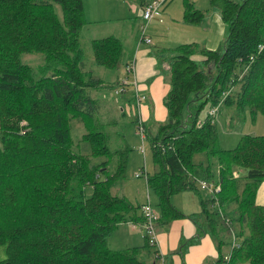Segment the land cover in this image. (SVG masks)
Listing matches in <instances>:
<instances>
[{
    "label": "trees",
    "instance_id": "obj_1",
    "mask_svg": "<svg viewBox=\"0 0 264 264\" xmlns=\"http://www.w3.org/2000/svg\"><path fill=\"white\" fill-rule=\"evenodd\" d=\"M136 1L143 10L145 1ZM186 1L185 20L198 24L203 13ZM210 5L226 26L222 46L201 48V61L192 59L197 45L191 43L159 56L170 85L167 119L153 134L143 125L155 167L145 180L159 200L160 216L173 218L183 214L171 206L172 194L201 181L212 186L211 193H200V228L217 245L216 264H264V207L255 203L264 181V135L242 136L234 149L224 150L215 122L221 103L264 116V0ZM87 22L84 0H0V264H139L137 250L108 247L130 205L111 194L115 180L107 175V162L92 163L91 156L72 150L77 120L87 130L83 140L91 143L92 155L109 154L99 132L101 103L89 92L105 83L85 67L79 41ZM123 48L115 35L93 39L94 64L117 70ZM30 52L44 54L37 76L20 59ZM126 85L123 79L118 93H126ZM107 101L112 113L117 106ZM206 105L210 113L200 120ZM202 152L206 166L193 162ZM228 223L238 227V248L227 239ZM229 244L225 261L222 248Z\"/></svg>",
    "mask_w": 264,
    "mask_h": 264
},
{
    "label": "crops",
    "instance_id": "obj_2",
    "mask_svg": "<svg viewBox=\"0 0 264 264\" xmlns=\"http://www.w3.org/2000/svg\"><path fill=\"white\" fill-rule=\"evenodd\" d=\"M144 1L147 4L151 0ZM189 1L194 8L203 13L198 24L185 20L186 0H165L159 8V15L152 17L147 22L146 35L151 39L150 43L143 41L138 43V28L141 23L145 22L142 18V7L136 0H123L126 7H129V12H127L130 16L135 15L139 21L136 32L132 34L133 53L125 59L126 66L132 64L133 68L128 73L125 70V74L118 81V84L123 79L127 81L126 93L123 92L122 95L118 93L117 84L114 95H121V99L118 100L122 106L121 111L132 113L131 118L138 123V127L139 124L142 128L143 125L146 129L149 127L151 133H155L158 125L167 119L164 97L168 93L170 85L166 80L167 75L165 76L163 72L164 65L162 66L163 63L158 60L159 56H169L171 50L177 46L191 43L197 45L192 59L201 61L205 57L199 50L201 48L219 49L226 36V26L221 19L220 11L216 6L210 5V0H206L202 7L196 5L195 0ZM114 95L111 99L114 100L115 106L120 107ZM139 151L144 157L145 148L142 142ZM143 164L144 167L141 168H143V172L145 171L144 174L149 176L146 173L145 163ZM154 168L153 166V172ZM135 177L137 179L143 176L137 177L136 175ZM102 178L105 180L104 177ZM118 187H121V184L115 180L112 182L110 192L112 189L117 192ZM195 187L174 193L169 197L171 206L183 214V217L173 218L167 213L161 215V221L157 227V245L154 249L152 248L154 259L151 264H216L219 257L217 245L211 235L203 233L200 228L203 221V218L200 217V193L204 196L205 193L200 189V184ZM113 193L112 195H114ZM148 196L147 194L146 203L149 202ZM115 197L125 199L130 205V210L123 213V220L119 222L108 238L109 249L112 251L137 250L138 252L151 249L145 241L140 212L141 205L145 202L135 206L125 195ZM157 201L159 202L158 198ZM255 203L264 207V181L259 185ZM155 210L161 214L158 208ZM233 245L238 248L236 241L232 243ZM184 247L185 250H183ZM228 249L227 254L222 252L224 257L228 256L230 252V244Z\"/></svg>",
    "mask_w": 264,
    "mask_h": 264
},
{
    "label": "rangeland",
    "instance_id": "obj_3",
    "mask_svg": "<svg viewBox=\"0 0 264 264\" xmlns=\"http://www.w3.org/2000/svg\"><path fill=\"white\" fill-rule=\"evenodd\" d=\"M153 1L155 0L149 2ZM195 2L196 5L202 7L205 5L206 0H195ZM84 5L85 17L88 22L82 26L79 32V41L84 52L85 67L92 72L95 79H101L102 82L105 83V87L101 85L97 88H92L89 92L92 97L99 98L101 103V105L99 103L101 108L99 113H97V117L102 125L99 132L105 140V146L107 147L109 154L92 155L91 143L87 140H83V135L87 133V130L84 125L77 120L72 121V150L76 154L91 156L92 163L95 162L98 164L101 162H107V175L112 177L113 180L119 181V184H121V187H118L117 192H114V189H112L111 194L114 192L113 196L125 195L128 200L137 206V204L141 205L143 202L146 203L148 194L149 203L152 208L156 209L158 208L159 202L157 201L154 191L147 187L145 177L143 176L135 179L136 175H142L143 168L141 167H144L143 163H145L146 166V173H148L149 176H152L153 174V157L150 141L149 139L148 141L145 140V134L141 136L138 131V123L134 122V119L131 118L132 113L121 111L122 106L118 101L121 99V95H114V89L117 86L119 79L123 77L125 70L127 71L125 59H127L134 50V44L131 42L132 34L137 30L139 18L135 15L130 16L128 13L129 7H126V3H123V0H84ZM54 6L56 13L61 18L62 13L60 6L58 4H54ZM141 25L147 26V22H143L139 26L141 27ZM108 35H115L118 37L124 46L123 62H120L117 70L98 66L94 64L93 61L91 41ZM137 39L138 43L144 39L141 37L140 31H138ZM20 59L23 63L29 64L33 68L35 76H37L38 66L44 63V54L41 52L22 53ZM116 88H119V86ZM113 95L114 98L117 99V102H119L120 107L118 106L117 109L115 111L113 110L111 113L109 111L110 108L108 107L109 102L107 99L111 100ZM209 113L210 105H206L200 113L199 118L204 119ZM215 122L217 129V142L224 150L234 149L242 136L264 135V116L262 114L258 113L256 116H251L250 113L238 112L237 108L232 106L229 107L225 105V103H221V106L218 109V114L215 117ZM141 142L145 148L144 157L139 151ZM193 162L195 164L202 163L206 166L208 164L206 154L204 152L196 154L193 158ZM233 175L237 177L238 171H234ZM100 179L103 180L102 177ZM203 183L205 182H200L201 190H204L201 187ZM205 184L211 193L213 187L207 183ZM216 191H219L218 187H216ZM219 216L223 218V214H219ZM229 224L230 223L227 225L224 224V227L229 228L227 230V239L228 241H232L237 237L238 227ZM225 232V228H223V232L220 234L224 235ZM233 242H235V240H233ZM147 246L150 247L148 244ZM150 248L151 249L149 250L145 249L146 251H139L136 253L139 264H151V261L154 259L152 248L154 249L155 246ZM228 250L227 245L223 246L222 252L224 254H227ZM155 256L157 255L155 254ZM95 263H97V260Z\"/></svg>",
    "mask_w": 264,
    "mask_h": 264
},
{
    "label": "built area",
    "instance_id": "obj_4",
    "mask_svg": "<svg viewBox=\"0 0 264 264\" xmlns=\"http://www.w3.org/2000/svg\"><path fill=\"white\" fill-rule=\"evenodd\" d=\"M163 2L164 0H155L153 2L147 3L142 10L143 20L145 22H148L152 17L159 15L160 13L159 8ZM140 32H141V37L144 38L142 40L146 41L147 43H150L151 39L146 35V25H143V26L141 25ZM132 68H133L132 64L127 65V72H130ZM211 112L214 113V111H211ZM138 129H139L141 136H143L144 130L140 124H139ZM140 176L145 177L144 172L142 173V175L141 174L137 175V177H140ZM201 187L204 190L207 189L205 183H203ZM140 212H141V218L143 221L142 227L144 229L145 239L147 240V244L150 247H154L157 245V226L160 222V214L154 208H152L149 202L141 205ZM233 247H237V246L233 245ZM229 258H230L229 255L225 256L224 260L228 261Z\"/></svg>",
    "mask_w": 264,
    "mask_h": 264
}]
</instances>
